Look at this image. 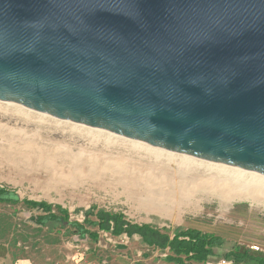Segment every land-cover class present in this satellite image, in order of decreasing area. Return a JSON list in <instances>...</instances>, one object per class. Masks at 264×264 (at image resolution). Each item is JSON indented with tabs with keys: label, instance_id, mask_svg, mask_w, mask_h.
<instances>
[{
	"label": "water",
	"instance_id": "95a60500",
	"mask_svg": "<svg viewBox=\"0 0 264 264\" xmlns=\"http://www.w3.org/2000/svg\"><path fill=\"white\" fill-rule=\"evenodd\" d=\"M0 100L264 175V0H0Z\"/></svg>",
	"mask_w": 264,
	"mask_h": 264
},
{
	"label": "rangeland",
	"instance_id": "374dc122",
	"mask_svg": "<svg viewBox=\"0 0 264 264\" xmlns=\"http://www.w3.org/2000/svg\"><path fill=\"white\" fill-rule=\"evenodd\" d=\"M131 142L138 141L0 100V187L13 189L20 198L60 204L71 220L81 221L83 210L94 206L138 224L212 232L224 240L215 248L218 256L234 244H254L256 252L264 253L261 198H221L211 185L205 188L206 175L215 171L199 158L185 162L182 154L150 145L162 153L154 156L145 150L148 144L140 142L144 148L136 150ZM27 214L23 205H0V221L6 223L11 240L31 248L39 241L52 243L47 240L55 233L26 222ZM98 234L97 240L105 243L102 248L89 238L74 241L77 236L64 229L58 236L77 244L80 252L93 253L98 264H172L164 261V252L150 251L136 236L127 240L101 230Z\"/></svg>",
	"mask_w": 264,
	"mask_h": 264
},
{
	"label": "trees",
	"instance_id": "16d2710c",
	"mask_svg": "<svg viewBox=\"0 0 264 264\" xmlns=\"http://www.w3.org/2000/svg\"><path fill=\"white\" fill-rule=\"evenodd\" d=\"M0 205L26 207L28 211L26 222L39 230L45 228L48 232L55 233L56 236L49 237L47 242H59L61 238L58 235H61L62 229L77 236L74 241L87 238L97 241L98 230H101L109 232L115 238L125 237L132 240L136 236L142 246L150 251L164 252V261L172 264H202L206 261L218 262L221 258L231 261L232 264H264V253L236 244L228 248L222 256H218L215 248L223 245L224 240L212 232L191 227H176L171 230L148 223L138 224L127 219L122 213L108 212L94 206L83 210L81 221L71 220L68 211L60 204L20 198L13 189L6 187H0ZM5 225L4 221H0V240L11 236L10 230L4 229ZM17 241H19L17 238L12 240L13 243ZM117 247L123 248L122 245Z\"/></svg>",
	"mask_w": 264,
	"mask_h": 264
},
{
	"label": "bare ground",
	"instance_id": "6f19581e",
	"mask_svg": "<svg viewBox=\"0 0 264 264\" xmlns=\"http://www.w3.org/2000/svg\"><path fill=\"white\" fill-rule=\"evenodd\" d=\"M17 106H20V105H17ZM20 107H23V106H20ZM98 130H101V129H98ZM105 132H107V131H105ZM109 133H111V132H109ZM131 144H133L132 146L136 147V150H137V148H138V150L141 147H142L141 149L144 148L143 147L144 145H142V143H140L139 141L135 142V143L131 142ZM151 146L150 147L145 146L146 147L145 150L149 154L153 153V155L157 154L159 156L161 151L159 149H155V147H151ZM161 150L163 152V150H165V149L161 148ZM143 152H144V150H143ZM169 152L171 153V151H169ZM161 155H162V153H161ZM181 156H184V158H183L184 161H185V159L186 160H191V159L192 160H198V158L188 156V155L182 154ZM199 161L201 163L205 162L204 164L207 165V168L209 170L215 171L214 174L206 175V176H208V177H205V178H207L206 180L208 181V184H206L204 182L206 184V186L205 185L204 186H205V188L206 187L209 188V186L211 185L215 189L214 193H216L217 195H220L221 198H224L227 200L228 199H230V200L243 199V200H248L250 202H256L257 200H259L261 198L264 201V175L263 174L252 172L249 170L240 169V168L230 166L227 164L216 163V162H211V161L208 162V160L204 161V159H200ZM185 162H188V161H185ZM192 162L194 163V161H192ZM189 164H191V163H189ZM213 172H211V173H213ZM205 173H207V171H205ZM258 203H259V201H258Z\"/></svg>",
	"mask_w": 264,
	"mask_h": 264
},
{
	"label": "crops",
	"instance_id": "0c3cea01",
	"mask_svg": "<svg viewBox=\"0 0 264 264\" xmlns=\"http://www.w3.org/2000/svg\"><path fill=\"white\" fill-rule=\"evenodd\" d=\"M9 238L10 235L8 239L0 240V264H84L86 262L82 256L85 252H80L79 246L69 241L61 239L55 243L39 241L35 247L31 248L21 245L19 241L13 243ZM96 243L98 248H102V244H105L101 242V239ZM113 256L117 258L119 254ZM85 257L90 260V264H98L93 259V253L85 254ZM101 263L104 264L105 260Z\"/></svg>",
	"mask_w": 264,
	"mask_h": 264
},
{
	"label": "built area",
	"instance_id": "2783aa9c",
	"mask_svg": "<svg viewBox=\"0 0 264 264\" xmlns=\"http://www.w3.org/2000/svg\"><path fill=\"white\" fill-rule=\"evenodd\" d=\"M248 248H249L250 250H252V251H257L259 247H258L257 245H254V244H253V245L248 246ZM164 254H165V253H164ZM84 264H90V263L85 262ZM203 264H232V263H231V261L226 260L225 258H221V259L218 260L217 263H214V262H212V261H206V262L203 263Z\"/></svg>",
	"mask_w": 264,
	"mask_h": 264
}]
</instances>
